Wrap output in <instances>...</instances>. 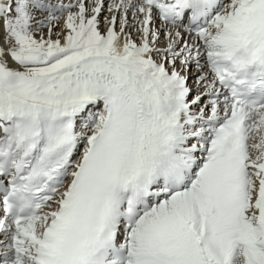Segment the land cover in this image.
<instances>
[{"label": "snow or ice", "instance_id": "snow-or-ice-1", "mask_svg": "<svg viewBox=\"0 0 264 264\" xmlns=\"http://www.w3.org/2000/svg\"><path fill=\"white\" fill-rule=\"evenodd\" d=\"M0 264H264V0H0Z\"/></svg>", "mask_w": 264, "mask_h": 264}]
</instances>
